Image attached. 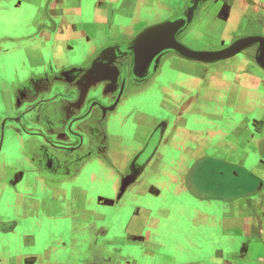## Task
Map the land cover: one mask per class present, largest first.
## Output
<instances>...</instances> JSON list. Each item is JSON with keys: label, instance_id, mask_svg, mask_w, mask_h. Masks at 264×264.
Returning a JSON list of instances; mask_svg holds the SVG:
<instances>
[{"label": "crops", "instance_id": "crops-1", "mask_svg": "<svg viewBox=\"0 0 264 264\" xmlns=\"http://www.w3.org/2000/svg\"><path fill=\"white\" fill-rule=\"evenodd\" d=\"M178 19L218 50L264 37V0H0V264H264L257 47L136 72Z\"/></svg>", "mask_w": 264, "mask_h": 264}, {"label": "water", "instance_id": "water-1", "mask_svg": "<svg viewBox=\"0 0 264 264\" xmlns=\"http://www.w3.org/2000/svg\"><path fill=\"white\" fill-rule=\"evenodd\" d=\"M184 24L185 21L182 19L167 20L160 24L148 27L140 32V34L129 43V46L133 47L135 51V71L138 72L140 68L143 69L144 73L150 71L153 61L168 50H171L179 57L187 60L205 64H214L231 59L253 47H257L254 61L264 69L263 36H246L237 38L229 46L218 50H193L182 44L176 38L177 33L182 29ZM262 49L263 53L262 57H260ZM109 109L112 110L113 107ZM144 165L145 163L141 165L140 168ZM126 187L127 185L123 189H126Z\"/></svg>", "mask_w": 264, "mask_h": 264}, {"label": "rangeland", "instance_id": "rangeland-1", "mask_svg": "<svg viewBox=\"0 0 264 264\" xmlns=\"http://www.w3.org/2000/svg\"><path fill=\"white\" fill-rule=\"evenodd\" d=\"M194 4L192 3L191 5H190V8H194V6H193ZM192 10V9H191ZM241 37H244V36H238L237 38H241ZM196 44V43H195ZM211 45V44H210ZM217 45H219V44H214L213 46L214 47H216ZM205 46H207V45H204V46H202V47H205ZM194 50H200V49H196V48H194V47H192ZM132 176V177H131ZM126 178V181H125V184H127L128 186L131 184V182H130V179H134V176L132 175V174H130V175H127V177H125ZM219 180V179H218ZM121 192H124V189L122 188V191ZM107 195H109L110 196V194H107ZM260 256H262V254H260ZM261 260H260V258H259V260L257 259V261L255 262V264H261V262H260Z\"/></svg>", "mask_w": 264, "mask_h": 264}, {"label": "flooded vegetation", "instance_id": "flooded-vegetation-1", "mask_svg": "<svg viewBox=\"0 0 264 264\" xmlns=\"http://www.w3.org/2000/svg\"><path fill=\"white\" fill-rule=\"evenodd\" d=\"M259 46V45H258Z\"/></svg>", "mask_w": 264, "mask_h": 264}]
</instances>
